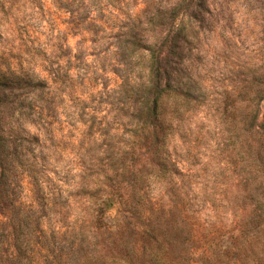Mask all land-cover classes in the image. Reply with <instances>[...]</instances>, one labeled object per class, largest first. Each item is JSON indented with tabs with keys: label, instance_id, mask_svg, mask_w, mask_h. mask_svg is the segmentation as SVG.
I'll return each mask as SVG.
<instances>
[{
	"label": "clouds",
	"instance_id": "obj_1",
	"mask_svg": "<svg viewBox=\"0 0 264 264\" xmlns=\"http://www.w3.org/2000/svg\"><path fill=\"white\" fill-rule=\"evenodd\" d=\"M0 264H264V0H0Z\"/></svg>",
	"mask_w": 264,
	"mask_h": 264
}]
</instances>
